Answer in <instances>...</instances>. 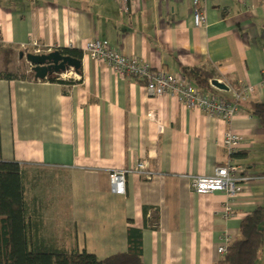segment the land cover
Masks as SVG:
<instances>
[{
    "label": "crops",
    "instance_id": "crops-1",
    "mask_svg": "<svg viewBox=\"0 0 264 264\" xmlns=\"http://www.w3.org/2000/svg\"><path fill=\"white\" fill-rule=\"evenodd\" d=\"M130 7L127 14L116 0H0V73L27 66L20 51H32V41L83 52L77 84L0 78V160L22 167L32 239L105 259L128 250L132 227L142 233L145 264H218V249L264 209V128L253 112L264 103V0H201L202 28L194 26L192 0ZM98 38L188 82L184 67L213 70L211 94L223 100L233 101L245 85L254 92L230 122L186 108L94 61L84 46ZM227 133L242 138L232 156L223 145ZM145 161L152 177L129 173L126 194L111 189L110 171ZM230 161L252 179L225 217L227 196L193 192L191 177ZM104 239L114 249L101 252Z\"/></svg>",
    "mask_w": 264,
    "mask_h": 264
},
{
    "label": "trees",
    "instance_id": "trees-1",
    "mask_svg": "<svg viewBox=\"0 0 264 264\" xmlns=\"http://www.w3.org/2000/svg\"><path fill=\"white\" fill-rule=\"evenodd\" d=\"M122 5L124 11L127 14L130 13L131 3L127 6L124 3ZM105 41L113 47L108 40ZM28 50L23 49L20 54L32 52ZM55 50H60L64 55L82 61L83 52L81 50L53 49V51ZM29 65V63L27 66L21 65L18 72L0 73V78L37 80ZM79 72L81 73V69ZM183 72L190 82L200 90L210 94L214 92L210 83V80L215 77L213 70L184 67ZM133 78L140 80L136 77ZM48 80L71 85L78 83L74 80L69 82L57 80L55 75ZM253 112L264 128V103L254 104ZM147 210L148 208H145L146 213ZM263 224L264 209L258 207L242 221L240 236L231 242L226 256L218 264H257L264 248ZM31 230L22 167L17 162L0 160V264H145L142 260V233L132 227L128 229V250L112 254L105 259H100L96 254L86 250L72 249L68 251L52 248L45 242H54L56 239H32Z\"/></svg>",
    "mask_w": 264,
    "mask_h": 264
},
{
    "label": "built area",
    "instance_id": "built-area-1",
    "mask_svg": "<svg viewBox=\"0 0 264 264\" xmlns=\"http://www.w3.org/2000/svg\"><path fill=\"white\" fill-rule=\"evenodd\" d=\"M126 6L136 0H120ZM201 0H192V17L195 27H206L208 25L205 11L198 7ZM32 53L46 54L52 49L43 48L37 41L31 43ZM84 51L96 62H107L112 70L123 76L136 77L146 83V89L152 96L162 97L170 95L175 97L182 105L189 109H196L205 112L210 116H219L223 120L230 122L239 112V103L250 98L254 88L249 85L240 87L234 92L233 101L223 100L210 93L197 88L194 84L176 75L164 71L153 72L150 66L140 61L138 58H128L109 46L105 40L95 39L89 41L84 46ZM78 73L73 68L67 72L55 75L57 80H74L78 78ZM48 80V79H45ZM75 81V80H74ZM242 138L238 135L227 133L224 138V148L232 156ZM137 173L142 176L152 177L154 174L148 170V163L139 162L134 169L113 170L109 172L111 189L120 195L126 194L127 175ZM244 168L232 161L225 165L217 166L212 175H198L191 177V189L197 194L223 193L228 201L223 206V215L232 217L233 202L243 192L245 184L252 178L244 176ZM218 252L223 257L228 252V246H221Z\"/></svg>",
    "mask_w": 264,
    "mask_h": 264
},
{
    "label": "water",
    "instance_id": "water-1",
    "mask_svg": "<svg viewBox=\"0 0 264 264\" xmlns=\"http://www.w3.org/2000/svg\"><path fill=\"white\" fill-rule=\"evenodd\" d=\"M25 59L31 65V71L34 73L37 80H45L51 76L67 72L71 68L75 72H79L82 61L72 56L64 55L60 50H55L50 53L34 54L21 53L20 57ZM214 86L218 89L228 90L227 85L214 81Z\"/></svg>",
    "mask_w": 264,
    "mask_h": 264
},
{
    "label": "rangeland",
    "instance_id": "rangeland-1",
    "mask_svg": "<svg viewBox=\"0 0 264 264\" xmlns=\"http://www.w3.org/2000/svg\"><path fill=\"white\" fill-rule=\"evenodd\" d=\"M258 175H260L262 178L264 177V173H259ZM262 228L264 229V224L262 225ZM107 240H109V239H104V243H101V247H102L101 252H103L107 248H111V249L113 248L114 249V245L113 244H107L106 243ZM98 242H99L98 240L97 241L93 240V243H98ZM73 245H75V243ZM98 245H99V243H98ZM76 246H77V244L75 245V247ZM109 255H107V256H109ZM107 256H105V257H107ZM257 264H264V248L261 251V254H260V257L258 259Z\"/></svg>",
    "mask_w": 264,
    "mask_h": 264
},
{
    "label": "clouds",
    "instance_id": "clouds-1",
    "mask_svg": "<svg viewBox=\"0 0 264 264\" xmlns=\"http://www.w3.org/2000/svg\"><path fill=\"white\" fill-rule=\"evenodd\" d=\"M32 53V52H31Z\"/></svg>",
    "mask_w": 264,
    "mask_h": 264
}]
</instances>
